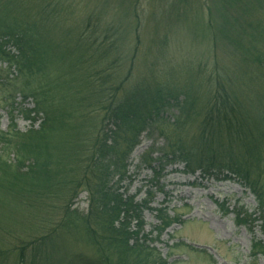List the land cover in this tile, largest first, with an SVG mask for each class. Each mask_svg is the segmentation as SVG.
<instances>
[{"label": "trees", "instance_id": "1", "mask_svg": "<svg viewBox=\"0 0 264 264\" xmlns=\"http://www.w3.org/2000/svg\"><path fill=\"white\" fill-rule=\"evenodd\" d=\"M69 1L0 0L10 16L0 21V63L14 66L22 81V102H11V127L0 132V233L4 223L12 230L9 239L0 235V264H170L154 245L184 226V217L156 209L159 225L149 233L144 221L153 190L164 194L169 167L239 184L256 212L222 210L238 225L259 222L264 233V0H161L164 25L204 17L208 39L198 68L167 67L162 57L137 64L141 21L155 16L143 3L152 0H82L89 15L73 26L81 0ZM172 111L173 122L165 117ZM14 115L32 127L20 132ZM145 134L165 145L153 143L140 157L153 176L138 202L141 189L119 191ZM83 194L87 213L75 208ZM78 239L89 255L73 249ZM260 257L264 240L252 244L251 258Z\"/></svg>", "mask_w": 264, "mask_h": 264}, {"label": "rangeland", "instance_id": "2", "mask_svg": "<svg viewBox=\"0 0 264 264\" xmlns=\"http://www.w3.org/2000/svg\"><path fill=\"white\" fill-rule=\"evenodd\" d=\"M73 0H70L68 5ZM202 5L207 0H197ZM161 0H152L145 2L143 12L151 14L155 12V16L141 21V48L140 61L137 60L139 66H143V62L153 61L155 58H161L162 62L174 67L185 64L186 67L192 66L198 68L200 56L205 51L207 45V36L204 32V17L196 15L192 20L184 21L182 24H173L172 26L164 25L163 17H166L165 5H161ZM74 13L70 16L68 24L73 26L89 15V4L82 0L78 4H73ZM6 7L0 5V21L5 24L9 21V15L4 14ZM166 19V18H165ZM159 23V24H158ZM160 26V27H159ZM159 27V28H158ZM157 32L159 34H157ZM206 36V37H205ZM135 37H128L132 42ZM157 39V41L154 40ZM165 38L164 57L159 49V44ZM194 39V40H193ZM167 57V58H166ZM212 64L213 60L204 59V61ZM139 62V63H138ZM149 62V63H150ZM166 67V69H167ZM165 69V68H164ZM1 77L10 80V83L0 85V132H7L11 127L10 116L6 109L12 101L21 104L22 98L19 95L21 91L22 81L20 77H11L13 71L8 68L7 63H0ZM199 88L194 89L195 92ZM31 110L33 104L31 100L26 107ZM176 111H172L165 117L173 122ZM20 132L25 133L32 125L30 122L22 119L20 115H14ZM38 128V124L35 126ZM167 135L173 138L180 136L174 134L172 128L162 129ZM196 129L188 131L190 135L195 133ZM174 132V133H173ZM182 137L187 138L183 133ZM153 141L145 135L141 138V145L136 149L130 160L129 179L121 184L120 194L128 191L129 196L137 195L141 189L142 192L138 196L137 201L140 202L146 198V190L150 189L149 182L152 178V172L147 168L140 167V157L156 143L158 147L165 145V139L159 135L153 136ZM14 159L13 155L9 158ZM182 166L169 167L161 178V186L163 193L153 190L155 193L154 204L151 206L153 211H147L144 214L146 223L145 232L149 233L156 228L159 223L156 218V209L162 207H170L171 216L176 212L177 216L184 217L186 224L184 226H174L169 229L154 245L156 249L166 258L170 264H264V258L260 257L254 261L251 258L253 241L264 240L263 228L259 222L252 225V228L246 225H238L233 214H228L222 210V207H228L232 211L235 207H241L249 214H254L257 210V204L254 197L239 184L233 181H217L215 178L201 180L200 174L196 176L185 175L180 171ZM178 171V172H175ZM75 208L81 213L88 211V197L83 194L75 202ZM29 224L27 223V226ZM22 229V226L19 225ZM18 229L16 235H22L23 230ZM10 228L4 223L1 230L2 239H9ZM183 242L184 246L179 245L173 248L174 244ZM77 245H71L79 252H85L89 255V248L83 247L78 239ZM187 245L192 248L186 247ZM17 259V256L15 257Z\"/></svg>", "mask_w": 264, "mask_h": 264}]
</instances>
